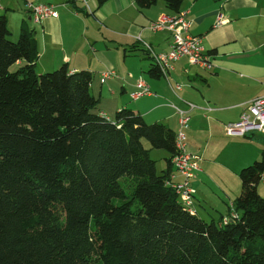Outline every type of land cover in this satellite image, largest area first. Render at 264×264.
<instances>
[{"label":"trees","instance_id":"1","mask_svg":"<svg viewBox=\"0 0 264 264\" xmlns=\"http://www.w3.org/2000/svg\"><path fill=\"white\" fill-rule=\"evenodd\" d=\"M37 59L32 32L12 38L0 13V264H264V151L238 171L227 219L206 221L169 182L174 130L129 106L108 117L91 71ZM152 148L167 152L160 171Z\"/></svg>","mask_w":264,"mask_h":264},{"label":"crops","instance_id":"2","mask_svg":"<svg viewBox=\"0 0 264 264\" xmlns=\"http://www.w3.org/2000/svg\"><path fill=\"white\" fill-rule=\"evenodd\" d=\"M36 1L53 4L58 17L34 21L25 11V0H0V13L6 15L12 38L22 29L32 32L37 70L65 62L71 71H91L90 91L110 118L120 107L129 106L147 122H163L177 132L178 110L186 111V146L202 161L192 187L193 182L203 187L202 181L207 177L212 181L214 174L219 189L232 201L240 190L235 181L238 171L264 151L263 133L231 135L224 128L239 119L251 99L264 94V0H183L180 9H189V32L202 37L213 68L181 58L167 78L147 72L151 58L141 49L144 42L156 52L169 49L170 32L149 29L158 17L175 14L164 0L142 9L136 0H106L100 5L97 0ZM218 18L223 21L217 25ZM132 46L136 47L130 51ZM106 71L113 75L101 82ZM140 79L151 92L132 98ZM207 196L203 193L201 198Z\"/></svg>","mask_w":264,"mask_h":264},{"label":"built area","instance_id":"3","mask_svg":"<svg viewBox=\"0 0 264 264\" xmlns=\"http://www.w3.org/2000/svg\"><path fill=\"white\" fill-rule=\"evenodd\" d=\"M25 10L29 12L34 21H42L46 18L58 17L55 6L50 3H43L36 0H25ZM189 9H180L172 15H162L151 22L149 29L151 32L169 31L171 34V44L168 51L156 52L151 45L143 43L149 54L158 64L161 75H168V71L174 69V64L181 58H186L190 64L198 65L204 69L213 68L210 55L205 52L202 45V37L189 32L191 21L188 18ZM223 20L218 18L216 24ZM113 72L102 73L101 82L111 77ZM137 91L131 93L132 98H138L150 94L149 87L143 80H138ZM180 89V85H175ZM191 105V104H190ZM177 109V108H176ZM178 131L176 135L175 153L171 158L174 171L170 174L169 182L171 187L178 193L183 204L193 210L192 198L195 189L191 182L200 171L198 157L188 151L185 142L184 130L188 127L189 116L186 111L178 110ZM228 134L245 135L250 132H260L264 134V94L250 100L240 114L239 120L228 122L224 126Z\"/></svg>","mask_w":264,"mask_h":264},{"label":"rangeland","instance_id":"4","mask_svg":"<svg viewBox=\"0 0 264 264\" xmlns=\"http://www.w3.org/2000/svg\"><path fill=\"white\" fill-rule=\"evenodd\" d=\"M58 66H60V65H58ZM58 66L54 67L53 69H51V68H48V69L54 70ZM14 68H15V66L12 67V69H14ZM44 70H46V69H44ZM93 81H94V79H93ZM129 100L133 101L131 99H129ZM98 107H99V105H98ZM255 133H257V132H255ZM143 143L146 147H149V143L147 140H143ZM250 147L251 146H247L246 148H250ZM166 153L167 152H165L161 149L152 148L149 150L150 156L156 160V167H157L158 171H160V168L165 167V165H166L165 159H164L167 156ZM259 158L260 157H258L257 159H259ZM254 160L255 159H251V162L244 165V166L251 164ZM198 162H200V160ZM200 164L202 165V161L200 162ZM214 167L216 168V166H214ZM214 169H212V170L214 171ZM219 171H221V170H219ZM212 176H213L212 181L209 177H207V180L202 181L203 187L198 188L197 185H195V182H193V186H194L193 188L195 189V193L197 192V195H196V197L194 195L192 198L195 199L194 200V206H195L196 210L198 211L199 216L203 217L204 220H206V221H209L213 218L216 222H218V221H221L223 219H227V217L229 216V211H228L226 202H228V204H230L231 199L229 200L230 197L229 198L226 197L225 193L219 189L220 188L219 187L220 181L216 177V175L213 174ZM199 179H201V178H199ZM235 179H236L235 180L236 183H238L239 178L235 177ZM257 191H258V194L260 196H264V178H262L260 180V182L258 183ZM203 193H206L208 195L207 199L201 198ZM229 196H230V193H229Z\"/></svg>","mask_w":264,"mask_h":264},{"label":"clouds","instance_id":"5","mask_svg":"<svg viewBox=\"0 0 264 264\" xmlns=\"http://www.w3.org/2000/svg\"><path fill=\"white\" fill-rule=\"evenodd\" d=\"M177 13V12H176Z\"/></svg>","mask_w":264,"mask_h":264}]
</instances>
